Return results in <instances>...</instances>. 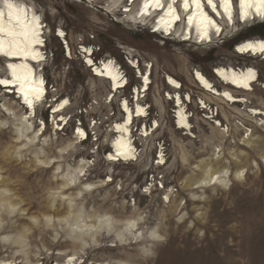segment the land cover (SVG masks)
Instances as JSON below:
<instances>
[{"label":"rangeland","instance_id":"1","mask_svg":"<svg viewBox=\"0 0 264 264\" xmlns=\"http://www.w3.org/2000/svg\"><path fill=\"white\" fill-rule=\"evenodd\" d=\"M23 1L39 9L48 28L47 61L42 73L52 85L51 101L39 107L35 119L36 127H39L37 120L44 119L48 133L56 137V147L46 151L52 155L59 147L73 142L75 151L67 155L66 163L74 165L83 157L91 161L83 183L97 187L82 198H76L78 206L74 212L82 205L86 214H107L119 220L141 214L145 220L141 223L145 240L128 239L116 246L112 245L116 244L115 237L105 233L96 237L85 235V243L71 235L68 227L57 221L58 217L68 215L67 201L57 200L53 209L50 205V193L57 191L61 181L54 178L51 170L43 171L36 165L35 149L12 154L13 149L22 144L16 141L11 124L7 128L0 127V203L7 198L2 195L4 190L10 189L8 197L20 204L13 213L0 206V259L63 264L68 255L76 252L79 259L73 264L82 261L86 264H264V160L261 159L264 126L255 127L256 120L247 113L253 107L264 109V60L240 56L234 49L243 40L264 38V23L245 26L238 23L235 28H226L224 35L216 37L213 43L200 46L180 41L182 25L177 26L171 39H165L142 24L131 22L136 20L130 17H136L138 5L131 14L122 16L121 7L126 0L118 10L108 6L113 0H92L91 4L86 0ZM56 28L67 33L68 44L73 49L71 59L65 56L62 41L54 38ZM79 45L93 46L97 59L116 58L123 66L129 85L117 93L113 102L107 99L111 94L109 83L93 75ZM132 57L139 60L142 69L143 64L146 68H152L153 64V83L142 103L150 106L151 112L150 120L145 122L151 125L157 118L160 128L153 136L142 137L143 120L136 121L133 125L137 130L134 126L132 129L139 148L138 160L127 164L110 163L106 161L113 136L110 129L122 118L121 98L136 84H141L127 63ZM252 62L259 73L255 90L237 94L245 96L247 103L228 104L204 93L193 81V73L202 71L221 89L224 85L214 79L215 67L234 64L244 68ZM4 64L5 60L0 58V74L4 73ZM167 75L182 82L183 90L196 99H205V105L219 108V115L207 119L204 116L210 114L199 111L196 99L188 105V113L193 112L190 118L193 137L186 135L185 130L176 129L174 104L163 100L169 89L165 83ZM66 97L71 105L63 113L71 119L63 130L55 131L48 121L53 119L52 100ZM17 102L0 93V119L5 120L2 105ZM184 108L186 110V106ZM16 111L26 110L17 108ZM216 119L221 120L224 127L228 125L231 132L226 134L220 130L222 127L216 126ZM80 125L90 135L82 143L74 134V128ZM161 151L167 161L165 166L155 164ZM207 165L228 168L231 174L227 182L194 188ZM242 169L245 175L237 178L235 173ZM108 176H112L114 182L104 185ZM159 182L164 189L159 188ZM170 187L172 191L167 193ZM145 188L149 190L145 192ZM76 192L77 189L64 191L74 197ZM168 194L171 202L165 203L163 197ZM44 214L53 215L56 223L49 225L43 219ZM32 218L39 219V225H34ZM70 220L74 222L76 217ZM153 229L162 240H147Z\"/></svg>","mask_w":264,"mask_h":264},{"label":"bare ground","instance_id":"2","mask_svg":"<svg viewBox=\"0 0 264 264\" xmlns=\"http://www.w3.org/2000/svg\"><path fill=\"white\" fill-rule=\"evenodd\" d=\"M123 1L124 0H119V5L124 4ZM12 2L21 9H23L24 6H27V12L26 13L24 11L20 12L19 23H17L15 20L9 21V18L7 16V9L4 8V6L2 7L0 5V9H3L5 12L4 21H3L4 27H5V32L7 33L8 30H11L12 32H14L16 34L14 37H9L8 35L5 34L3 36H0V39H3L5 41V48L6 49L8 47L9 41L11 40V41H13V43L19 45L21 51H31V49L28 48L25 45V43L21 40V35L25 30H27L28 23H30V21H31V17H32V14H33V11L35 10V8L32 5L24 2L23 0H12ZM168 2H169V0H164L165 4ZM114 3H116V0L111 1V4L108 6L111 7L112 10H118L119 6L113 7ZM141 3H143V0H134L132 2V4H130V5L129 4L122 5L121 8H128L129 11L127 13L122 12L121 14H123V13L128 14L129 12L131 14L133 12V7L135 5H138V10H137V12H138L139 9L141 8ZM178 4L182 5V0H177V3H176L177 11L180 15V12H179L180 10L178 9ZM121 11H123V9ZM204 11L207 12L206 9H204ZM137 12H136V14H137ZM154 12L155 11H153L151 14H153ZM194 13H197V14L193 16V21H192V24L190 26L191 27L194 26L193 29L195 30V32L201 36V32L203 31L205 25L201 23V17L198 13V10L193 5L190 8L188 14L193 15ZM35 14L39 15L38 11H36ZM162 15H163L164 19H159L158 26L160 28L165 29V27H169L166 24V21H169L170 17L166 16L164 13ZM39 16L41 17V15H39ZM146 17L147 16L140 17L141 21L145 22L146 20H149ZM136 19H137V16H136ZM41 20H42V17H41ZM26 22H28V23H26ZM41 22H42V24L44 23L43 21H41ZM173 26L174 25H171L170 28ZM43 30H44V28H43ZM59 30L64 31L62 28H59ZM54 35H55L54 36L55 39L59 38L58 35H56V34H54ZM41 38L43 39L42 36H41ZM65 40H67V38H65ZM261 40H264V38L263 37L249 38V39L245 40L242 44L249 42V41L255 43V42L261 41ZM68 45H69L67 48L68 57L72 58L73 49L71 48L70 44H68ZM241 45H239V47ZM38 46L39 45H36L35 50L38 51L40 54H42L44 59L43 60L37 59L35 61H41L39 63V66H43L45 64V62L47 61V59H46L47 57L45 56L46 52L44 51L43 48H40ZM88 48H91V49H93V51H95V48L93 46L92 47L83 46V49H88ZM249 52H251V51H249ZM83 53H84L86 61L88 59L93 60V64L91 65V66H94V69H95L93 75L95 77L102 79V80L106 81L107 83H109L110 93H111V97H112V99L109 100V102H113L117 93H119L122 90H125L127 88V86L129 85L128 78L125 77L123 72L120 71L121 69H119L118 66L115 65V63L112 65H109V67L107 69H105L104 65L107 64L108 61L104 60L101 63H97L93 59L94 54L90 55V53H86L84 51H83ZM243 53H245V52H243ZM255 53L259 54L260 52L257 51ZM255 53H253V54H255ZM65 56H66V54H65ZM0 58L2 60L5 59L4 73L0 74V79H11L12 78L11 72L7 68V64L11 63V64L16 65L17 67L15 69V72H16V75L18 77V80L14 85H11L9 87L11 89L15 90V89L19 88L21 84H23L24 90L29 93V98L33 99V107L32 108H28V106L26 104H24L23 95H18L19 98L13 97L14 99L18 100V102L16 104H11V103H9L8 105L3 104L1 107V111H3V113L5 115V120L0 119V124L7 125L4 128L10 127L12 124L13 128L15 129V134L17 135L16 141L22 144L19 147H15L12 151V154H17L20 151H22L23 149H27V148L35 149L34 157H35L36 163L38 160H43L46 164L51 162V165L49 168H43V167L39 166L38 163L36 165L39 166L40 169L42 168L43 171L51 170L54 178H56V180L61 181V183L57 187V190H60V189H63V190L61 191L60 196H52L51 195L52 198L50 197L51 198L50 199L51 200L50 205L53 209V207L56 204L55 202L57 200L60 199L61 201H67V207L69 209V212H68V215L64 216L63 218L58 217L57 221L59 223H61V221L64 220V218L75 216L76 220L74 222H71V220H69L68 223H62V224H65L68 227V230L70 231L71 235H75L76 238L83 241V243H85V240H84L85 235H88L90 237H96V236L102 235L104 233L107 234L108 236H114L115 237L116 244H112V245H116V246L119 245V242L127 241L128 239H132L133 241L135 240L136 242H141V241L145 240V235H144L143 231L141 230V223L144 222L145 220L141 214H137L134 218H131V219L119 220V219H114L113 217H111L110 215H107V214H98V213H94L93 215L86 214L83 211L84 207L82 205L79 207L77 213L74 212V210L78 206L77 199L82 198L87 192H89V191L85 190V185H88V184L95 185L93 183H83L84 177L87 176V171H88V168L90 166V163H88L89 161L85 157L78 160L74 165H72L68 162L66 163L67 155H69L71 152L75 151V146H74L73 142H68L66 145L59 147L58 149H56V151H54V153L52 155L47 153V151H46L47 148L53 149L56 147L55 146L56 137H54L52 134L48 133V131H47L48 126H47L46 121H44L43 126L40 128L36 127L37 122H35V119H36L37 114H38V109L40 107V105H38V102L40 101L41 97L43 99L44 93L46 92V86H45V81H44L45 78L42 75V70L39 71L36 69V67L34 66L35 64L31 60L30 55L27 58H25L23 55H21L19 57H7L4 55L3 57H0ZM138 62H139V60H138ZM215 68H216V73L220 76L219 78H221L222 80H224V82H226V85L224 82L221 83L222 86L224 85V87H222L221 89H219V87L217 85L213 84L212 80H210L204 73H201V71H198V70L195 73H193L194 74L193 81L199 86V88L201 90H203L204 93L214 95V96L220 98L221 100H223L224 102H226L228 104L232 103V105L235 106L236 103H239V104L247 103L248 100L245 98V96H238L237 95V94H239L238 91H240L242 93L243 92L246 93V91L243 89L234 88L233 86H231V83H233L232 81L235 79L237 81V83H233V84L242 88V84L240 83V81H242L244 75L247 73V70L249 68H252L256 72V74L258 72L256 66H254V62H252L250 65H247L246 69L245 68L244 69H236L234 64H230L228 66L219 65ZM147 69H148V75H149V76L145 75L148 78L147 86H145V81H144L145 76L144 77L141 76V80H140L141 87L139 86L138 90L136 91L138 93V95H137L138 100L135 103L131 104L128 101V99H124V98L122 99L121 98V100H123V101H122V103L119 104V108H120L119 112L121 113L122 118L120 121L114 122L112 124L111 129H110L113 136L110 139L111 144H109L110 149H111L109 151H111V152H109V151L107 152L108 153L107 157L109 155H115L118 151L134 150L133 151V155L135 156L134 160H131V159L130 160H124L121 157L120 159H117L119 161V163H117V164H120V163L122 164V163H124L123 161H129V162L137 161L138 157H139V155L137 154V150L134 146L133 139H132V134H133L132 127H133V124L135 122L136 117L144 120V118L147 117V114H149L148 113L149 112L148 106L144 105L142 103L144 101L140 99V94H143L142 95L143 98H145L148 95V93L151 90V85L153 83L151 80V74L153 71V64H152V68L147 67ZM104 71H108V72L112 73L113 75H116L118 77H122V79L116 80L115 83L117 86L115 88L113 87V82L108 75H99L98 74L99 72H104ZM149 72H150V74H149ZM196 73H200V75L204 77V80L207 81L208 84L212 85V88L210 89V88L206 87L205 84L199 80L201 82L200 83L198 81V79L195 77ZM142 74L144 75V73H142ZM207 74L209 76H212V74H210L208 72H207ZM213 74H214V72H213ZM169 78H171V80L176 81V84H178V85H180V83H182V82L178 81V79L175 78L174 76L169 75V77H168V75H167L165 83L170 88H175L176 85L170 83ZM41 81H43V83H41ZM125 81L127 82V85H125ZM167 81L170 84H168ZM201 85H203L205 88H203ZM141 88H143V89L140 91ZM250 88H253L252 91L255 90V87L252 84V82L250 83ZM33 90H42V95H41L39 100L34 99L36 92H34ZM221 91H223V92H221ZM225 92L229 93L233 97V99L229 100L226 96H224L223 93H225ZM5 94H6V92H5ZM179 95L180 94H178L176 96V97H179V102H177V106H175L177 108V110L175 111V115H174L175 126H176V129L185 130V131H187L186 135L193 137L194 134H193V130H192L191 120H190L188 111L185 110V108H184L185 105H184V103H182ZM7 96H8V94H7ZM164 96H166V95H164ZM187 97L192 99V94L189 93V95ZM21 99H22V102L20 101ZM65 99H67L69 101V103L67 105H65L63 108H59V105ZM163 100H169V99H168V97H165V98L163 97ZM203 100H205V99H203ZM52 101L54 102V104L52 103L53 105H51V108L53 109V111H51L53 120H56L59 117V119H57V124L55 125L54 128H56V126H57V128L59 129L60 125L62 123H66V121H67V116L64 115L63 111H65L68 108V106L71 105V102H70V99L67 97L63 98L61 100L56 99V100H52ZM124 101L128 102L127 103V108H128L127 111L125 110ZM203 104L206 108H209L213 113H215V111L218 112V115H219V108L218 109L215 108L213 106V104L205 105L206 104L205 101H203ZM137 106H139L140 108H143L144 112L137 115V111H136ZM16 107L25 109L26 111H24L23 113H18V111H16V109H17ZM54 109H58V111H54ZM257 109H258V111H256ZM29 112L33 113V115L35 114V116H33V115L29 116ZM247 113H248V115H250L252 118H254L256 120V123L254 124L255 127L259 126V125L262 126L261 121H264V109L258 108V107H253V108H250V110H247ZM242 115L244 117H247V114H242ZM25 116H29L27 121H25L23 119V117H25ZM61 117L63 119H61ZM184 117L187 118L186 123L188 125H190L191 127L182 126L183 122H184L182 118H184ZM216 120H218V119H216ZM154 121H155V127H153V123H151L150 126L147 123L145 125L141 126L140 135L142 137L149 138L150 136H153L158 131V129L160 128V122L157 118L154 119ZM68 123H69V121L65 125H68ZM117 125H121L122 127L118 129L116 127ZM216 126L222 127L220 130L223 131L224 124L221 122V120H220V124L219 125L216 124ZM226 127L228 128L227 133H230L231 128L228 125ZM64 128H65V126H64ZM77 128L82 129L85 133L84 138H81L80 142L83 139H84L83 141H85V137L88 136L87 130L82 128L81 125H80V127H77ZM58 129H56L55 131H58ZM37 133H39V135H37ZM145 133H147V135H145ZM54 134L56 135L57 133H54ZM74 134H77V132H74ZM77 136L79 137L78 134H77ZM68 145H72V147L69 148ZM63 149H67V150L63 151ZM161 152H160V155H161ZM160 155H159V157H156L158 160L160 159ZM107 157H106V161H108L110 163H116L117 160L110 161L107 159ZM164 157H165V155H164ZM17 158H19V157H17ZM81 161H84V163L81 164ZM64 162L66 163V165H64ZM166 163H167V161L165 160V162L163 164H158L157 162L155 164L158 166H165ZM56 167H59L61 169V171L59 173H56ZM78 169L83 170V172H84L83 176L79 175V172L77 171ZM225 171L227 172V176L223 175V173ZM238 172H243L245 175L244 169L238 170L235 173V176H237ZM230 174H231V172L228 168L223 167L222 169H217L214 166H208L207 165V166H205L204 175L197 180V182H196L197 185L194 188L206 187L209 185L224 184L227 182V177H229ZM213 177L218 178V181H223V183H221V182L202 183V181H205V180H209V181L212 180ZM72 179L76 180L77 182L75 184L69 183V181ZM111 182H114L113 178L108 183H104V181H103L104 185H109V183H111ZM66 183L68 184V187L64 188L63 186ZM96 187L94 189H96ZM70 189H77V192L75 193V197L71 196V195H67L64 193L65 190H70ZM170 189H172V188L170 187ZM92 191H90V192H92ZM55 192H52V193H55ZM168 192L171 193L169 191V189L167 190V193ZM172 193H175V192H172ZM2 195L4 197H7V198H4V201L2 203H0L1 207L6 208L8 212H12V213L14 212L13 209L16 210L17 208H19L18 204H20V203H16L15 201L12 200L11 197H8V196H11V190L10 189H5L4 192L2 193ZM63 196H67L68 200H63L61 198ZM167 196L169 197V199L167 201H165L164 197H163V200L165 201V203L171 202L169 194ZM57 202H59V201H57ZM45 216H49L52 218V223H51L52 225L56 223L55 217L53 215L44 214V217ZM103 217H109L110 222L104 221ZM133 222H135V227L130 226ZM153 230H155V229H153ZM153 230L148 234L147 240L155 241V240L151 239V236H150V234L153 232ZM155 232L158 234V232L156 230H155ZM69 256H76L77 260L79 259L78 253L75 252L73 254L68 255L66 257L67 259L65 260V262L63 264H67ZM0 260H8V259H0ZM9 261H11L12 264H38V263L30 262V261L21 262V261H17L16 259H9ZM118 264H126V263L119 262Z\"/></svg>","mask_w":264,"mask_h":264},{"label":"snow or ice","instance_id":"3","mask_svg":"<svg viewBox=\"0 0 264 264\" xmlns=\"http://www.w3.org/2000/svg\"><path fill=\"white\" fill-rule=\"evenodd\" d=\"M3 3H4V8L7 9V16L9 18V21L15 20L17 23H19L20 12L21 11H24L25 13L27 12V6H24V8L21 9L17 5H15L12 2V0H3ZM91 3H92V0H89V4H91ZM127 3L131 4L132 0H127ZM176 3H177V0H169L167 5L165 6L164 0H143V5L139 9V11L137 12L136 16L137 17L149 16V15H151V13L153 11H163L166 16L170 17V20L166 21V24L169 27H165V29H164V31L167 32L170 30L171 25H175L181 19L180 15L177 11ZM193 5L198 10V13L201 17V23L205 25L203 31L201 32V40H211L213 35H215L216 37H220L223 35V29L221 28L220 25H218L216 23V20H214L212 18V16L208 15V12L204 11L205 7H207V9L210 10V12L214 16L219 17L221 19H225L226 20L225 27H228V26L233 24L234 11H236V9L234 7V0H218V2H217V0H182L181 7L183 8V10L185 12H187L190 10V8ZM238 5H239V10H238V19L239 20L246 21L249 16H253V15L264 20V0H238ZM117 6H119V0H116V3L113 4V7H117ZM38 10L39 9H35L33 11L30 23L26 22V23H28V28L21 35V40L25 43V45L28 48L31 49V51H21L19 45L13 43V41H11V40L9 41L8 47L6 49L5 48V41L3 39H0V54H3L7 57H19V56L23 55L25 58H27L30 55L31 59H33V60H37V59L43 60L44 59L43 55L35 50L36 45H43L45 43L44 40L41 38L44 25L41 22V17L39 15L35 14V12ZM110 10L111 9H109V11ZM123 10L125 13H127L129 11L128 8H124ZM196 14L197 13H194L193 15H190L187 17V21H188L189 25L192 24L193 16ZM4 16H5L4 10L0 9V36H3L6 34L9 37H14L16 34L14 32H12L11 30H8L7 33L5 32V27H4V22H3ZM135 18L136 17H130V19H135ZM160 19H164V17L162 16ZM159 30H160L159 27L154 29V31H159ZM56 34L60 38L65 37L64 31L57 30ZM66 46H67V43L65 41V47ZM83 51L86 53H91L93 51V49L88 48V49H83ZM237 51H240V52L251 51L253 53L259 51L260 53H264V40L257 41L255 43H253L251 41L246 42V43L242 44L237 49ZM86 62L89 65L93 64L92 59H88ZM112 64H114V61L108 60L107 64L104 65L105 69H107L109 67V65H112ZM16 67L17 66L14 64H11V63L7 64V68L10 70L12 78L11 79H0V86H3L4 89H6L8 91H12V89L9 86L14 85L18 80V77H17L16 72H15ZM93 70L95 71V69H93ZM98 74L99 75H108L113 82L114 88L117 86L115 83L116 80L122 79V77H118L116 75H113L112 73H110L108 71L99 72ZM196 76L202 83L205 84L206 87H208L210 89L212 88V85L208 84L207 81L204 80V77L200 75V73H196ZM256 80H257L256 72L252 68H249L247 70V73L244 75L242 81H240V83L242 84V87L247 89V88H250V83L252 81H256ZM144 81H145V86H147V83H148L147 76L144 77ZM169 82L176 85L177 87H179V85L176 84V81L171 80V78H169ZM232 82L237 83V81L235 79ZM41 83H43V81H41ZM125 83H126V81H125ZM33 91L36 92L34 99L39 100L41 95H42V90H33ZM13 94L14 95H23L24 104H26L28 106V108L33 107V99L29 98V93L24 90L23 84H21L19 88L15 89ZM223 95L226 96L229 100L233 99V97L227 92L223 93ZM107 99L111 100L112 97L108 96ZM177 102H179V97H177ZM68 103H69V101L67 99H65L59 105V108H63ZM127 103H128L127 101H124V106H125L126 111L128 110ZM200 103H201V106H204L203 101H201ZM54 111H58V109H54ZM136 111H137V115H139V114L144 112V109L137 106ZM256 111H258V109ZM31 115H33V113L29 112V116H31ZM29 116H25V117H23V119L25 121H27ZM61 119H63V118L61 117ZM182 119L184 121L182 126L191 127L190 125H188L186 123V119H187L186 117H184ZM93 123H95V121H93ZM43 124H44V121H41L40 122L41 127L43 126ZM216 124L219 125L220 120H217ZM261 125L264 126V121H261ZM6 126L7 125H5V124H0V127H6ZM116 127L119 129L122 126L117 125ZM153 127H155V121H153ZM223 131L225 133H227L228 128L225 126L223 128ZM249 131H251V130H249ZM76 132L80 138H84L85 133L82 129L77 128ZM37 135H39V133H37ZM145 135H147V133H145ZM241 142L243 143V141H241ZM68 147L71 148L72 145H68ZM66 150L67 149H63V151H66ZM93 151H95V149H93ZM133 151L134 150L118 151L115 155H109L107 157V159L110 161H115V160L120 159L122 157L124 160H130V159L134 160L135 156L133 155ZM216 151H217V153H219L220 150L217 149ZM261 159L264 160V156H262ZM164 162H165L164 154H163V152H161L160 159L157 161V163L163 164ZM37 163L39 166H41L43 168H49L51 165V162L46 164L43 160H38ZM83 163H84V161H81V164H83ZM88 163H91V161H89ZM60 171H61V169L59 167H56V173H59ZM77 171L79 172V175H81V176L84 175L83 170L78 169ZM223 175L227 176V172L225 171L223 173ZM243 175H244L243 172H238L237 178H241V177H243ZM111 180H112V176H108L107 180L104 181V183H108ZM76 182L77 181L74 179L69 181V183H72V184H75ZM215 182L223 183V181H218V178H216V177H213L212 180H210V181L209 180L202 181V183H215ZM63 187L64 188L68 187V184L66 183ZM95 187H96V185L88 184V185H85V190L90 192ZM161 187H163V185H161ZM62 190L63 189L57 190L55 193H50V195L60 196ZM148 190H149L148 188L144 189L145 192H147ZM169 191L171 192L172 190L169 189ZM61 198L63 200H68L67 196H63ZM168 199H169V197L167 195L164 196L165 201H167ZM13 211H15V209H13ZM43 219L49 225H51V223H52L51 217L45 216V217H43ZM70 219H71V217H66V218H64V220L61 221V223H68ZM103 220L110 222L109 217H103ZM32 223L34 225H39L40 221L37 218H32ZM130 226L135 227V222H133ZM151 234H152L154 239H161V240L163 239V237L159 236L155 232V230H153V232ZM5 239H7V238H5ZM145 251L147 254V250H145ZM76 260H77L76 256H69L67 264H73V262ZM0 264H12V262L9 260H0ZM79 264H86V262L82 261V262H79Z\"/></svg>","mask_w":264,"mask_h":264},{"label":"built area","instance_id":"4","mask_svg":"<svg viewBox=\"0 0 264 264\" xmlns=\"http://www.w3.org/2000/svg\"><path fill=\"white\" fill-rule=\"evenodd\" d=\"M136 128V125H135V127H134V129ZM133 143H134V146H135V148H136V150H137V154H138V149L139 148H137V144H135V141H133ZM158 157H159V155H158ZM158 161V159H156V161H155V163ZM119 161L117 160L116 161V163H118ZM124 163H130L129 161H123ZM132 162V161H131ZM161 179V178H160ZM156 180V178L154 179V181ZM158 184H160V189H164L165 188V186L162 184V182H159ZM161 185H163V187H161Z\"/></svg>","mask_w":264,"mask_h":264},{"label":"clouds","instance_id":"5","mask_svg":"<svg viewBox=\"0 0 264 264\" xmlns=\"http://www.w3.org/2000/svg\"><path fill=\"white\" fill-rule=\"evenodd\" d=\"M150 236H151V239H153V240H161V239H154L152 234H150Z\"/></svg>","mask_w":264,"mask_h":264}]
</instances>
